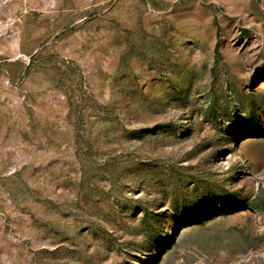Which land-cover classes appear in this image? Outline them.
I'll return each instance as SVG.
<instances>
[{"label": "rangeland", "instance_id": "374dc122", "mask_svg": "<svg viewBox=\"0 0 264 264\" xmlns=\"http://www.w3.org/2000/svg\"><path fill=\"white\" fill-rule=\"evenodd\" d=\"M0 264H264V0H0Z\"/></svg>", "mask_w": 264, "mask_h": 264}]
</instances>
